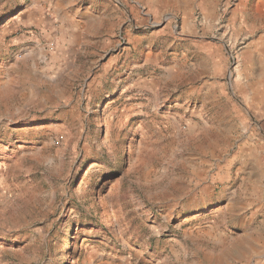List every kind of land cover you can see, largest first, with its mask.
<instances>
[{
  "label": "rangeland",
  "instance_id": "rangeland-1",
  "mask_svg": "<svg viewBox=\"0 0 264 264\" xmlns=\"http://www.w3.org/2000/svg\"><path fill=\"white\" fill-rule=\"evenodd\" d=\"M0 264H264V0H0Z\"/></svg>",
  "mask_w": 264,
  "mask_h": 264
}]
</instances>
